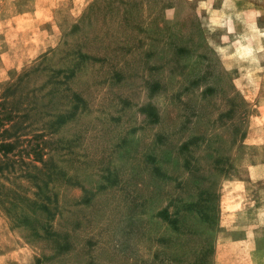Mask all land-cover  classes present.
Wrapping results in <instances>:
<instances>
[{
  "label": "rangeland",
  "instance_id": "1",
  "mask_svg": "<svg viewBox=\"0 0 264 264\" xmlns=\"http://www.w3.org/2000/svg\"><path fill=\"white\" fill-rule=\"evenodd\" d=\"M3 112L0 264H264V0H0Z\"/></svg>",
  "mask_w": 264,
  "mask_h": 264
},
{
  "label": "trees",
  "instance_id": "2",
  "mask_svg": "<svg viewBox=\"0 0 264 264\" xmlns=\"http://www.w3.org/2000/svg\"><path fill=\"white\" fill-rule=\"evenodd\" d=\"M1 110L4 111L3 108H1ZM7 118H10V113L3 112V116H0V126L3 125V124H2V121H4V120L7 119ZM12 145H13V144H12ZM9 146H11V144H3V143H1V144H0V150H2V148H6V147H9ZM36 147H38V146H36ZM38 151H39V149L37 148V149H36V152L33 151V153L37 154ZM0 166H1V165H0ZM0 170H1V167H0Z\"/></svg>",
  "mask_w": 264,
  "mask_h": 264
}]
</instances>
